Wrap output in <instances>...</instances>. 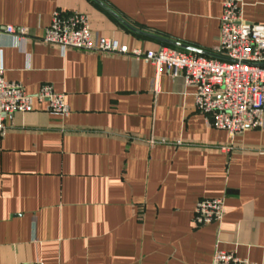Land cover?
Returning <instances> with one entry per match:
<instances>
[{
	"label": "crops",
	"instance_id": "obj_1",
	"mask_svg": "<svg viewBox=\"0 0 264 264\" xmlns=\"http://www.w3.org/2000/svg\"><path fill=\"white\" fill-rule=\"evenodd\" d=\"M226 1L0 0L3 78L28 95L48 85L69 109L5 118L0 264H210L215 249L264 264V129L212 128L182 74L162 72L154 93L142 60L42 41L55 12H76L129 49L172 47L156 37L214 54ZM236 1L264 25V0ZM215 198L222 220L196 226L195 204Z\"/></svg>",
	"mask_w": 264,
	"mask_h": 264
},
{
	"label": "built area",
	"instance_id": "obj_2",
	"mask_svg": "<svg viewBox=\"0 0 264 264\" xmlns=\"http://www.w3.org/2000/svg\"><path fill=\"white\" fill-rule=\"evenodd\" d=\"M241 11L239 1L227 0L223 4L214 54L224 59L186 53L168 46L146 51L129 49L114 38L93 32L88 17L76 12L67 15L55 12L42 41L57 46L62 53L75 49L142 60L154 68V93L162 72L171 78L182 74L184 84L194 88L195 109L206 116L212 128L224 130L234 138L248 129H264V25L247 23ZM4 33L22 42L28 36V29L7 26ZM35 102L45 104L46 112L54 117L63 119L69 113L64 95L55 93L50 86L43 85L36 94L28 95L20 84L6 81L0 51V136L5 134L7 116L28 113ZM259 154L264 155V150ZM224 213L223 199H202L195 204L193 223L198 227L219 223ZM210 264L256 263L215 249Z\"/></svg>",
	"mask_w": 264,
	"mask_h": 264
},
{
	"label": "water",
	"instance_id": "obj_3",
	"mask_svg": "<svg viewBox=\"0 0 264 264\" xmlns=\"http://www.w3.org/2000/svg\"><path fill=\"white\" fill-rule=\"evenodd\" d=\"M99 4V3H98ZM104 8V7H103ZM107 12H109L110 14H112L108 9L104 8ZM153 39H156L158 40L159 42L165 44V45H169V46H172V47H177V48H182L184 50H188V51H191V52H195L199 55H203V56H206V57H209V58H215V59H224L218 55H215V54H210V53H206V52H202V51H198V50H193L191 48H188V47H185V46H181L179 44H175L173 42H170L168 40H165V39H162V38H156V37H152Z\"/></svg>",
	"mask_w": 264,
	"mask_h": 264
}]
</instances>
